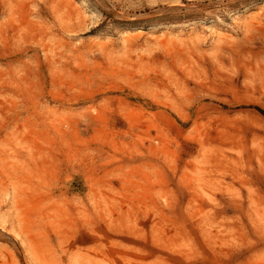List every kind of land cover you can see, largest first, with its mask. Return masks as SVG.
<instances>
[{
    "label": "rangeland",
    "instance_id": "rangeland-1",
    "mask_svg": "<svg viewBox=\"0 0 264 264\" xmlns=\"http://www.w3.org/2000/svg\"><path fill=\"white\" fill-rule=\"evenodd\" d=\"M0 264H264V0H0Z\"/></svg>",
    "mask_w": 264,
    "mask_h": 264
}]
</instances>
